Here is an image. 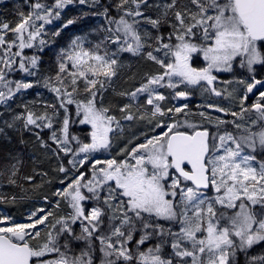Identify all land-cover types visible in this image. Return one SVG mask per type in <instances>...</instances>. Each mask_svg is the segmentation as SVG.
I'll use <instances>...</instances> for the list:
<instances>
[{"label": "snow or ice", "instance_id": "snow-or-ice-1", "mask_svg": "<svg viewBox=\"0 0 264 264\" xmlns=\"http://www.w3.org/2000/svg\"><path fill=\"white\" fill-rule=\"evenodd\" d=\"M13 7L14 25L0 19V139L18 133L21 148L0 187L25 195L0 192V264H264V0ZM69 8L95 26L44 72L41 53L79 18L50 31ZM39 88L51 99H26ZM25 134L44 157L30 172ZM54 181L55 199L9 210L26 184Z\"/></svg>", "mask_w": 264, "mask_h": 264}, {"label": "trees", "instance_id": "trees-1", "mask_svg": "<svg viewBox=\"0 0 264 264\" xmlns=\"http://www.w3.org/2000/svg\"><path fill=\"white\" fill-rule=\"evenodd\" d=\"M18 2H20V0H5L3 4H0V19H6L8 21H11L13 23V25H14V23L17 20L18 17L15 15V10H14L13 5L15 3H18ZM73 17H79L77 19V22L75 24L69 25L66 29H63V31L61 32V35L59 37L55 38V43H53L49 48H46L44 50V52L41 53V55L43 54L42 55L43 56V58H42V63L43 64L41 65V66H43L42 69H44L45 67L47 68V66H48L47 69L45 68L42 71H44V72H45V70L48 71V69L51 68L55 64V55H56L57 49H59L60 47L66 46L67 43L70 41V39L73 38L75 35H82L85 32H88L92 27L95 26V20L92 17H83L76 8H69L63 14V18L60 21H56V22H54L53 25L49 26V30L50 31L54 30L56 27H59L64 22H66L67 19H71ZM46 54L48 56L50 55L51 57L50 56L49 57L45 56ZM44 56H45V58H44ZM43 59L46 62H44ZM48 59L50 60V62H49ZM52 63H53V65H52ZM49 65H50V67H49ZM54 67H55V65H54ZM127 73H128V70L126 69V71H124V73H122V75L123 74L127 75ZM118 87L123 88V87H127V85H125L123 83V81L121 80V81H118ZM37 91L43 93L44 98L51 99L50 94L47 93L46 90H44L42 88L30 90L29 91V95L26 98L27 99L35 98L34 97V93L37 92ZM73 110H74V107L72 109V112H73ZM73 116H74V112H73ZM87 131H88V129L86 127H84V126L80 127L78 123L74 124V125H72L70 127V132L71 133L77 135L78 137H80L81 139H84V140L88 139ZM10 136L12 138L11 144H9L6 140H4V142L6 141L7 143H4L2 141V139L0 140V142L2 141L1 144H3V145H0V151L4 152V153L6 152L5 154H2L0 152L1 153L0 154L1 155L0 156V160H1L0 163L4 162L3 160L7 159V157L4 156V155L7 156V151L8 152L9 151H13L14 152L18 148H21V146L19 145V134L10 133ZM25 140L28 142V147L27 148H23V154H24V160H25V163L23 165L24 166L23 169L25 171H23V172H30L32 167H33V162L30 159V157L31 156H36L41 161H44V157L40 156V154L38 152H34L33 151V147H32L33 141H34L33 137L29 136L28 134H25ZM5 144H7L8 149H7V146H5ZM5 147H6V149H5ZM3 149H5L6 151L3 150ZM30 153H32V154H30ZM2 155H3V158H2ZM4 157H5V159H4ZM29 160H31V162ZM37 167H41V168L47 170L49 172L50 176L54 177V176L57 175V173L53 171L54 165H49L46 161L44 163H42V164H38ZM38 180H39V182H38ZM20 182L24 183V181H20ZM40 182H41V178L38 177L37 178V183H40ZM56 182L57 181H54L52 184H44V186L42 188L35 189V190L31 187V185H28V187H27V184H26V188H27V194L26 195L29 197V199L24 200L22 202V204L20 205L21 207L17 208L16 210H13V211L11 210V212L15 213L16 216H18V215H21V213L26 208H29V205H32V206L36 205L38 200H41L42 197L48 196L51 199L52 198L55 199V197L52 196V191H54V190H52V188L55 187ZM3 188L4 187H0V192L3 191ZM4 191H8V192L10 191L9 193H11L12 191H15L18 196L25 195V193H22L19 189L13 190V189H9V188H4ZM30 200H32V201H30Z\"/></svg>", "mask_w": 264, "mask_h": 264}, {"label": "rangeland", "instance_id": "rangeland-1", "mask_svg": "<svg viewBox=\"0 0 264 264\" xmlns=\"http://www.w3.org/2000/svg\"><path fill=\"white\" fill-rule=\"evenodd\" d=\"M5 1V0H4ZM224 76H225V78H230V77H228V75L227 74H224ZM197 97H198V99H197ZM197 97H195V98H193V100L191 101V103L193 104V105H195L197 102L199 103L200 101H199V95L197 94ZM195 100H196V102H195ZM194 102V103H193ZM73 112L75 113V109L73 110ZM230 118V117H229ZM80 127H82V126H84V127H86L87 129H88V127L86 126V125H79ZM141 129H137V131H140ZM60 187H62V185H60L59 184V182L57 181L56 182V185H55V187L52 189V190H55L56 188H60ZM53 199V198H52ZM30 201H32V200H30ZM41 203V204H40ZM44 203V197H42L41 198V200H39L37 203H36V205L35 206H38V205H42ZM21 207V206H20ZM29 207H34V206H32V205H29ZM17 208H10L9 210L11 211H13V210H16ZM17 218L18 219H20V218H22V216L21 215H18L17 216ZM261 250V247L260 246H257V248L254 250L255 252H259ZM242 259V258H241Z\"/></svg>", "mask_w": 264, "mask_h": 264}, {"label": "bare ground", "instance_id": "bare-ground-1", "mask_svg": "<svg viewBox=\"0 0 264 264\" xmlns=\"http://www.w3.org/2000/svg\"><path fill=\"white\" fill-rule=\"evenodd\" d=\"M47 53H48V52H47ZM42 55H43V54H42ZM45 56H48V55L46 54ZM45 56H44V58H45ZM49 56H50V55H49ZM49 56H48V57H49ZM48 57H47V58H48ZM50 57H51V56H50ZM42 58H43V56H42ZM45 60H46V59H45ZM48 60H49V59H48ZM43 61H44V59H43ZM51 61H52V60H51ZM44 62H46V61H44ZM49 62H50V60H49ZM53 63H54V62H53ZM53 63H52V65H53ZM42 64H43V63H42ZM45 65H46V64H45ZM54 65H55V64H54ZM54 65H53L51 68H53ZM44 67H45V66H44ZM49 67H50V65H49ZM42 68H43V66H42ZM45 68H46V67H45ZM45 68H44V69H45ZM47 68H48V66H47ZM47 68H46V69H47ZM44 69H42V70H44ZM49 69H50V68H49ZM49 69H48V70H49ZM46 71H47V70H45V72H46ZM125 71H126V69H125ZM127 74H128V73H127ZM123 75H125V74H123ZM26 99H27V98H26ZM30 99H31V98H30ZM33 99H34V98H33ZM197 99H198V97H197ZM195 102H196V100H195ZM193 103H194V102H193ZM197 103H198V102H197ZM17 134H18V133H17ZM0 140H1V139H0ZM2 141L4 142L3 139H2ZM2 141H1V142H2ZM1 142H0V145H3V144H1ZM4 143H7V142L5 141ZM5 146H7V144H5ZM3 148H4V147H3ZM26 148H27V147H26ZM1 149H2V148H1ZM5 149H6V147H5ZM5 149H3V150H5ZM7 149H8V146H7ZM25 150H26V149H25ZM5 151H6V150H5ZM0 152H1V151H0ZM30 152H31V151H30ZM1 153H2V154H5L6 152H5V153H4V152H1ZM1 153H0V154H1ZM7 153H8V151H7ZM30 154H32V153H30ZM0 156H1V155H0ZM4 156L7 157L6 155H4ZM5 157H4V159H5ZM28 157H29V156H28ZM2 158H3V155H2ZM0 161H1V160H0ZM3 161H5V160H3ZM29 161L31 162V160H29ZM27 164H28V163H27ZM27 164H26V165H27ZM23 167H24V166H23ZM27 168H28V167H27ZM22 169H23V168H22ZM23 171H25V170L23 169L22 172H23ZM36 182H37V181H36ZM38 182H39V180H38ZM27 187H28V185H27ZM52 189H53V188H52ZM3 191H4V188H3ZM10 191H11V190H10ZM10 191H9V192H10ZM33 198H34V197H33ZM37 198H38V197H37ZM50 199H51V198H50ZM38 201H39V200H38ZM40 204H41V203H40ZM33 205H34V204H33ZM34 206H35V205H34ZM38 206H39V205H38ZM21 214H22V213H21Z\"/></svg>", "mask_w": 264, "mask_h": 264}, {"label": "flooded vegetation", "instance_id": "flooded-vegetation-1", "mask_svg": "<svg viewBox=\"0 0 264 264\" xmlns=\"http://www.w3.org/2000/svg\"><path fill=\"white\" fill-rule=\"evenodd\" d=\"M262 76H264V73H261ZM255 97H250V99L248 100V104L250 105L252 102H254ZM181 103H183V101H181Z\"/></svg>", "mask_w": 264, "mask_h": 264}]
</instances>
